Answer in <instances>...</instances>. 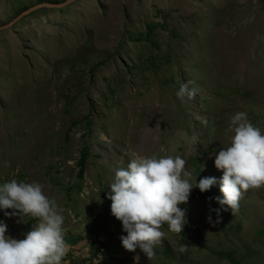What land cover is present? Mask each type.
<instances>
[{
	"label": "rangeland",
	"instance_id": "1",
	"mask_svg": "<svg viewBox=\"0 0 264 264\" xmlns=\"http://www.w3.org/2000/svg\"><path fill=\"white\" fill-rule=\"evenodd\" d=\"M68 1L0 0V185L45 186L74 264H264V187L235 215L210 211L231 118L244 112L264 132V0ZM189 81L195 98H178ZM137 154L180 155L193 184L217 180L178 206L183 232L165 225L151 261L122 247L108 199L114 171ZM0 221L14 239L36 223L4 211Z\"/></svg>",
	"mask_w": 264,
	"mask_h": 264
},
{
	"label": "clouds",
	"instance_id": "2",
	"mask_svg": "<svg viewBox=\"0 0 264 264\" xmlns=\"http://www.w3.org/2000/svg\"><path fill=\"white\" fill-rule=\"evenodd\" d=\"M191 83L181 85L178 98H195L197 89L190 88ZM227 133L228 146L218 151L214 161L216 169L223 172L219 180L221 195L215 198L220 208L210 209L217 215L229 210L235 215L244 194L264 187V132L249 121L246 113L237 112ZM186 163L180 155L137 154L127 167L114 171L108 199L112 202L111 214L127 233L120 237L126 251L136 252L139 248L151 261L155 249L163 243L165 225L171 233L183 232L186 212L178 206L188 203L192 189L199 188L203 193L217 183L215 177H204L193 184L192 174L185 170ZM44 188L36 181L16 179L0 185V211L5 217L18 216L19 222L30 217L36 221L23 239L6 235L7 225L0 221V264H68L65 257L70 245L64 238L63 209ZM187 248L181 245L179 251L184 253Z\"/></svg>",
	"mask_w": 264,
	"mask_h": 264
},
{
	"label": "trees",
	"instance_id": "3",
	"mask_svg": "<svg viewBox=\"0 0 264 264\" xmlns=\"http://www.w3.org/2000/svg\"><path fill=\"white\" fill-rule=\"evenodd\" d=\"M85 120L87 121L88 132L91 133L92 127H93V121L91 120L89 116ZM88 137L89 136H84L85 139H84L82 151L80 153V159L77 163L78 170H79L78 177H79V180L81 181L85 178V173H86V169L88 165V159L91 154V147L88 142Z\"/></svg>",
	"mask_w": 264,
	"mask_h": 264
},
{
	"label": "water",
	"instance_id": "4",
	"mask_svg": "<svg viewBox=\"0 0 264 264\" xmlns=\"http://www.w3.org/2000/svg\"><path fill=\"white\" fill-rule=\"evenodd\" d=\"M70 1H72V0H70ZM70 1H68V2H70ZM29 12H30V11H27V12H25L23 15L28 14ZM23 15H21V17H22Z\"/></svg>",
	"mask_w": 264,
	"mask_h": 264
},
{
	"label": "crops",
	"instance_id": "5",
	"mask_svg": "<svg viewBox=\"0 0 264 264\" xmlns=\"http://www.w3.org/2000/svg\"><path fill=\"white\" fill-rule=\"evenodd\" d=\"M67 262H68V264H74V263H73L72 261H70V260H69V261H67Z\"/></svg>",
	"mask_w": 264,
	"mask_h": 264
}]
</instances>
